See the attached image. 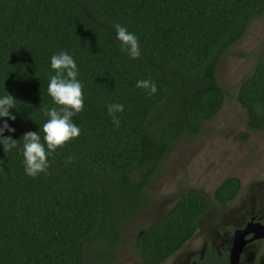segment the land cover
I'll return each instance as SVG.
<instances>
[{
	"label": "trees",
	"instance_id": "obj_1",
	"mask_svg": "<svg viewBox=\"0 0 264 264\" xmlns=\"http://www.w3.org/2000/svg\"><path fill=\"white\" fill-rule=\"evenodd\" d=\"M262 13L264 0H0V97L17 100L15 121L0 118L15 129L4 136L37 131L45 143L44 109L58 107L47 92L53 55L74 58L84 95L83 111L72 117L80 135L49 152L46 172L26 174L22 141L8 153L0 144V264H83L86 244L101 264H112L120 227L149 203L146 187L170 146L200 133L220 110L217 63ZM116 24L138 38V59L121 50ZM139 80L157 92L149 96ZM237 98L248 128H263L264 57ZM110 104L124 106L115 114L119 126ZM239 187L237 176H226L214 198L225 206ZM208 209L200 191L179 193L138 229L142 264L174 253ZM254 264H264V249Z\"/></svg>",
	"mask_w": 264,
	"mask_h": 264
},
{
	"label": "rangeland",
	"instance_id": "obj_2",
	"mask_svg": "<svg viewBox=\"0 0 264 264\" xmlns=\"http://www.w3.org/2000/svg\"><path fill=\"white\" fill-rule=\"evenodd\" d=\"M263 57L264 13L250 19L242 36L219 59L216 75L225 89L220 110L202 123L200 133L184 135L170 146L146 187L149 203L132 211L120 227L123 240L112 264H142L133 243L138 229L166 211L182 191H200L209 200V209L198 218L192 237L159 264H174L179 254L199 248L207 234L218 237V223L236 222L243 204L264 206V127L248 128L246 108L237 98L240 82ZM229 175L240 179V187L222 207L213 191ZM263 249L262 241L252 242L244 249L241 263L254 264ZM95 257L86 244L83 264H101Z\"/></svg>",
	"mask_w": 264,
	"mask_h": 264
},
{
	"label": "clouds",
	"instance_id": "obj_3",
	"mask_svg": "<svg viewBox=\"0 0 264 264\" xmlns=\"http://www.w3.org/2000/svg\"><path fill=\"white\" fill-rule=\"evenodd\" d=\"M115 29L121 50L130 58L138 59L140 57L138 38L120 24H116ZM51 68L55 70V75L49 78L47 92L58 107L44 109L48 119L43 124L42 131L47 148L45 143L41 142L37 131H28L20 140H15L10 136H4L5 130L15 132L7 121L0 126V144H3L5 153L16 148L20 141L23 142L25 171L27 175L33 177L40 172H46L49 167V152H55L57 148L63 147L80 135L79 127L72 121V117L84 109L83 85L77 79L79 72L77 64L68 52L63 51L51 57ZM136 87L146 90L149 96L157 92V86L151 80H139ZM16 101L10 93L0 97V118H10L15 121L16 116L10 110L16 108ZM123 111L122 104L108 105V114L113 117L116 126H119L120 121L115 114Z\"/></svg>",
	"mask_w": 264,
	"mask_h": 264
},
{
	"label": "flooded vegetation",
	"instance_id": "obj_4",
	"mask_svg": "<svg viewBox=\"0 0 264 264\" xmlns=\"http://www.w3.org/2000/svg\"><path fill=\"white\" fill-rule=\"evenodd\" d=\"M250 220L260 221L261 223H264V206L257 205L256 203H254L250 207H247L246 204H243L242 206L239 207L238 219L236 222H234L232 225H227L226 224L227 222L224 221L219 222L217 225L218 237L211 236L208 234L205 235L202 244L199 248L186 250L183 254H179V256L175 258L174 264H229V254H230V248L232 244L234 231L237 228H243ZM251 234L252 233L246 234V237H250ZM136 235H135V239H136ZM257 240L262 241L264 244V238L261 237L247 242L241 251L240 263H241L242 253L244 252L246 246Z\"/></svg>",
	"mask_w": 264,
	"mask_h": 264
},
{
	"label": "water",
	"instance_id": "obj_5",
	"mask_svg": "<svg viewBox=\"0 0 264 264\" xmlns=\"http://www.w3.org/2000/svg\"><path fill=\"white\" fill-rule=\"evenodd\" d=\"M252 233L250 237L246 234ZM264 238V223L250 220L243 228L234 231L229 254V264H240V254L245 244L256 238Z\"/></svg>",
	"mask_w": 264,
	"mask_h": 264
}]
</instances>
